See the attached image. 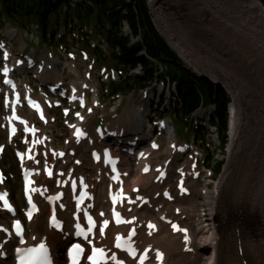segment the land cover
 Returning <instances> with one entry per match:
<instances>
[{
    "label": "bare ground",
    "instance_id": "bare-ground-1",
    "mask_svg": "<svg viewBox=\"0 0 264 264\" xmlns=\"http://www.w3.org/2000/svg\"><path fill=\"white\" fill-rule=\"evenodd\" d=\"M185 5L195 6L193 9H199V14L185 13ZM150 7L159 17L170 46L187 66L228 88L232 95L235 123L228 144L229 161L217 182V191L207 193L200 205L193 194L189 198H177L172 205H166L161 213L147 207L136 210L134 214L141 222L145 218L159 223L157 234L139 227L138 245L142 249L151 247L163 251L168 264H264V7L259 0H151ZM170 9L171 13H168ZM168 14L171 17L164 18L165 15L169 17ZM216 30L235 36L234 56L245 58L244 62L242 59L235 61L239 69L242 67L248 70L254 77L252 83L249 75L252 85L248 89L240 82L235 84L231 78L221 74L217 66L219 58L212 59L200 54V47L204 50L210 48L207 43L217 36ZM221 55L224 57L223 53ZM52 66L51 73L45 69L43 77L51 83L62 81L61 67L56 63ZM94 99L97 100L95 95ZM145 115L146 118L150 115L149 107L143 111L138 110L135 125L128 126V130L144 134L145 126L141 117ZM87 127L91 128L89 125ZM174 140L173 129H168L166 143L152 157L160 152L171 157V144ZM71 147L76 149V158L82 164L80 167L73 166L69 157L67 164L75 172L100 178V184L96 180L93 184L97 196H102L106 180L100 174L101 168L88 165L83 160V151L89 147L85 144L79 147L72 144ZM179 164L180 160H175L170 168L172 166L175 169ZM122 168L129 173V186H139L142 189L149 187L150 196L171 184V181L162 186L160 183L153 184L154 174L142 176L135 160L131 163L129 158L123 160ZM191 186L194 193L198 183L191 182ZM5 187L9 188L8 185ZM154 202L163 204L159 200ZM95 205L99 208L103 206V202L97 200ZM171 207L180 210V216H173L182 220L190 231L184 243L180 233L174 235L166 225L159 222V215L166 213L165 210L170 211ZM44 215L46 213L43 211L35 218L28 227V232L35 235L37 240L46 237L53 248L56 264H62L59 253L66 243L61 241L57 233L49 232L47 226L46 231L39 230L43 225ZM68 215L66 212L62 216L67 218ZM120 230L127 231V227ZM116 232V229H112L110 233L113 235ZM185 247L187 250L192 249L193 253H186ZM5 249L8 250V246Z\"/></svg>",
    "mask_w": 264,
    "mask_h": 264
},
{
    "label": "trees",
    "instance_id": "trees-1",
    "mask_svg": "<svg viewBox=\"0 0 264 264\" xmlns=\"http://www.w3.org/2000/svg\"><path fill=\"white\" fill-rule=\"evenodd\" d=\"M92 5L73 0H0V26L5 21L20 30L37 27L43 44L54 46L61 42L62 30L75 31L89 41L100 38L109 47L104 55L97 47L95 53L102 64H113L120 71L118 82L107 87V97L127 96L157 82L176 85L182 99L180 115L188 118L202 106L216 107L212 125L218 128L224 142L229 98L207 79L188 69L157 31L147 0H91ZM264 7V0H259ZM124 24L129 27L125 34ZM91 29L92 33L84 32ZM140 74H135L136 69ZM221 163H216L219 170Z\"/></svg>",
    "mask_w": 264,
    "mask_h": 264
},
{
    "label": "rangeland",
    "instance_id": "rangeland-1",
    "mask_svg": "<svg viewBox=\"0 0 264 264\" xmlns=\"http://www.w3.org/2000/svg\"><path fill=\"white\" fill-rule=\"evenodd\" d=\"M194 7L185 5L183 10L185 13L190 12V14H195V15L199 14V9H193ZM149 9L153 17V22L155 24V27L157 28L161 36L165 39L167 44H169L170 46V43H168L169 42L168 37L167 35H165V31L163 30L161 23L159 22L160 19L157 20L159 17L157 18V15L151 9L150 3H149ZM168 13H171V9L168 11ZM168 16L169 17L165 15L164 18L167 19L171 17L170 14H168ZM199 24H201V22H199ZM216 33H217L216 34L217 36L211 39L212 42L207 43V45L210 48L208 50H204L203 48L200 47V51H199L200 54H202L203 56L212 58V59L219 58L220 61L218 60L217 66L221 74L223 76L226 75L228 78H231L235 82V84H237L236 82H240L241 84L244 85L246 89H248L252 85L249 80V75L251 77L252 83H254V80H253L254 77L248 70H244L242 67L241 69H239V65L237 61H235L236 59H242L243 62L245 61V58L241 56L239 57L234 56V54L236 53L235 51L236 41L234 39L235 36L229 33H225V31L223 30H216ZM0 35L4 39L10 40V44L12 46V51L14 54H20V53L34 54V55L37 54L40 58L45 57L47 64H50L49 66H52L51 64L53 62L58 64L61 67V73H62L60 79H62L66 83H70L72 81H87V83L91 82L93 85H95L97 89L96 95H97V100L99 102V106L97 108H93L92 114L88 116V120L91 122V124H93V126L96 125L98 122H103L107 126H112V127L115 126L117 128H120V127L126 128V126H131V124L135 125L134 121L137 118L138 110L142 108L144 109L145 107L150 106L152 103L151 92L158 91L157 87L153 85L150 88L149 97H147L146 99L142 97V93L140 92H135L130 95L119 97V98H114V99L108 98L106 96V88L105 86H103V84L107 86L110 78L106 80V83H103L101 81L103 77L100 76L99 73L102 68H107L108 72H110L111 69H114V66L112 64H106L101 68L99 66L100 63L96 62V58L94 57L93 53H91L90 51H88V49L85 48L86 40L82 41L83 38L81 37L73 39L68 36L69 34H67L66 36L68 37L66 38V43H64L63 46L57 45V47L50 48V47L41 45V43L39 42L38 36H37L36 28L31 29V31H28V32H21L20 30L17 29V27H15L11 23H6L5 26L2 29H0ZM92 42L98 43L99 38H96ZM83 50L87 51L89 54L88 61H83L80 57V54H81L80 51H83ZM105 52L107 55L110 54L107 50ZM69 53H72L74 57L72 58L69 57ZM222 53L224 54V57H222L221 55ZM226 53L228 54L226 55ZM226 57L228 58V60ZM88 74L90 75L89 78H87ZM30 78H32V75L30 76ZM227 81L232 82L229 79H227ZM224 88H227V87H224ZM163 92L167 93L166 86ZM246 92H248V90ZM161 96L163 97L162 94ZM166 109H167L166 107H157V108L150 107V112H151L150 118L154 116H158V112L163 110L162 112L163 119L167 121V123L170 125V128H171V125L175 124V129H176L175 134H177V137L182 142L184 141L190 142L194 136V132H191V131L193 127H195V125L194 126L192 125L191 127H189V132H186V129H185L186 126H184L185 121L183 120L175 121V119L171 117V111H167ZM213 111H214V108H208V109H205L203 112H201L202 113L201 116L198 117L199 125H196L199 133H203L204 128H210L209 122H210V119L212 118ZM158 119H161V118H156L155 120H158ZM91 124H89V126L92 128ZM46 129L55 135L54 137H56V140H55L56 144H59L61 147H65L64 138L69 136V132L66 126L63 124V121H59V122L57 121L55 124H51ZM60 135H63V136L58 138V136ZM4 138H5V133L0 131V143L4 141ZM205 138H207V136H205ZM160 140L162 143H166V135L162 136ZM228 141L229 139H227L226 146H224L223 149L220 150L218 148L217 150H215V152L212 155L213 159L222 161V168H221L220 173L216 175L215 178H213L209 182L202 181V180L198 181L199 184H198L197 191L193 195V198H195L198 205L202 204V199L205 197V194L203 192L204 187L207 184H209L207 187L208 188L207 191H209L210 194L212 193L215 183L218 182V180L220 179L222 175L221 172L224 171V168L229 161V155L227 151ZM214 143L218 144V140L216 139L215 136H214ZM211 147L213 148V146ZM157 155L158 156H156L155 159L159 160L161 163L164 162L165 159L168 157L163 152H160ZM84 156L88 160L87 152L84 153ZM83 160L87 161L84 158ZM0 165L3 166L7 175H11L7 184L12 193L13 200H15L16 202H19L21 200L20 180L18 176V169H17L16 163L14 162L11 156L10 149H7V154L2 160H0ZM5 218H7V216L2 215L0 212V220L5 219ZM45 226H46V216L43 218V225L41 228H39V230L41 232L46 231L47 227L45 228ZM64 262L65 260L62 257V264H64Z\"/></svg>",
    "mask_w": 264,
    "mask_h": 264
},
{
    "label": "snow or ice",
    "instance_id": "snow-or-ice-1",
    "mask_svg": "<svg viewBox=\"0 0 264 264\" xmlns=\"http://www.w3.org/2000/svg\"><path fill=\"white\" fill-rule=\"evenodd\" d=\"M5 74H7L6 71H5ZM5 195H6V194H5ZM0 198H2V197H0ZM9 207H10V206H9ZM28 215H29V217H30V216H31V213H29ZM149 227H150V228H154L155 225H149ZM172 227H173L174 230H177V231L180 230L179 227H178L177 225H174V224H173ZM17 228H19V222H18V221H17ZM118 246H119V245H118ZM37 251L40 252V253L42 254V264H51V260H50V258L48 257L47 249H46V247H45L44 245H41L39 250H36V249L29 250V254L31 255V254H33V253H36ZM82 251H83V249L80 248V245H74V246H73V252L75 253L74 258H73V264H76V258H75V257L78 256V255H80V254H82ZM97 251L102 252V250H97ZM129 251L132 252L133 254H134V252H135V250H134V249H131V248L129 249ZM156 257H157V259H159L161 262L163 261V253H161V252H157ZM146 258H147V254L145 253V259H146ZM89 259H93V258L90 257ZM121 264H122V262H121ZM141 264H144V260H141Z\"/></svg>",
    "mask_w": 264,
    "mask_h": 264
},
{
    "label": "water",
    "instance_id": "water-1",
    "mask_svg": "<svg viewBox=\"0 0 264 264\" xmlns=\"http://www.w3.org/2000/svg\"><path fill=\"white\" fill-rule=\"evenodd\" d=\"M203 78H204V76H203Z\"/></svg>",
    "mask_w": 264,
    "mask_h": 264
}]
</instances>
